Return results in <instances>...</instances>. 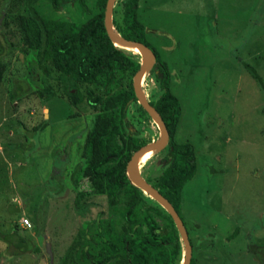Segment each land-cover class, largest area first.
Returning a JSON list of instances; mask_svg holds the SVG:
<instances>
[{
    "label": "rangeland",
    "instance_id": "374dc122",
    "mask_svg": "<svg viewBox=\"0 0 264 264\" xmlns=\"http://www.w3.org/2000/svg\"><path fill=\"white\" fill-rule=\"evenodd\" d=\"M65 1L59 12L44 0L34 7L42 18L75 23L95 11L93 0H85L90 14H82L75 0ZM119 2L114 0L111 10L116 20ZM23 3L0 0V62L5 66L0 82V232L31 239L32 249L13 254L0 241V264H60L73 242H84L96 231L91 221L106 218L104 196H84L80 211L73 206L77 191H90L82 178L74 189L71 177L83 166L82 147L95 114L84 102L69 105L52 68L48 83L54 96L48 101L38 96L42 74L17 26ZM137 13L147 42L169 67L170 88L180 102L174 140L192 145L195 154L196 172L179 205L190 258L195 264H259L256 257L264 260V89L243 64L264 82V0H139ZM129 53L141 59L139 52ZM141 82L142 96L153 102L160 92L147 71ZM17 85L24 86V93L14 92L10 100ZM138 106L130 102L126 116L148 144L157 139L158 127L146 113L139 114ZM163 155L151 152L136 165L150 185L163 168ZM147 202L158 205L150 197ZM11 206L19 211L9 213ZM24 218L30 229L20 227ZM83 232L85 238L79 236Z\"/></svg>",
    "mask_w": 264,
    "mask_h": 264
},
{
    "label": "trees",
    "instance_id": "16d2710c",
    "mask_svg": "<svg viewBox=\"0 0 264 264\" xmlns=\"http://www.w3.org/2000/svg\"><path fill=\"white\" fill-rule=\"evenodd\" d=\"M37 1L24 0L23 14L17 15V26L25 48L35 51L36 65L42 74L38 96L45 101L54 96L48 83L49 68H52L69 105L75 107L84 102L95 114L82 147L83 166L76 167L71 177L74 189L82 178L87 181L90 191L88 194L77 191L73 206L80 211L82 198L90 194L104 196L106 205V218L97 216L91 221L90 228L96 231L88 233L84 242H73L60 264H77L78 260L82 264H179V238L170 217L155 203L147 202L148 195L133 186L125 175L130 157L146 145L126 116L127 105L136 102L131 81L141 59L113 46L108 40L103 25L106 0H93L95 11L92 14L85 0H75L82 14H90L78 23L40 17L34 7ZM44 1L54 12H59L66 3L65 0ZM138 1L120 0V19L116 20V11H111V26L123 39L146 46L153 56L147 74L160 93L149 105L159 115L168 138L159 150L164 151L163 168L150 183L173 207L187 234L179 205L185 184L196 172L195 154L192 145L174 140L181 113L180 102L171 91L167 63L146 40L145 27L137 13ZM243 67L264 89V82L257 72L248 65L243 64ZM4 73L5 66L0 62V82ZM22 88L24 86H15L8 94L9 99L15 98L14 92L24 93ZM137 110L141 116H146L140 106ZM43 124L32 131L41 130ZM37 217L35 212V223ZM114 222L120 227L115 228ZM33 231L35 234L38 231L35 225ZM235 234L233 232L227 240H232ZM82 235L85 238L84 232L79 234ZM0 241L11 247L13 254L28 253L32 249L31 239L21 237L15 231L0 232ZM188 242L191 247L189 239ZM256 258L259 264H264V260ZM189 264H195L193 259L190 258Z\"/></svg>",
    "mask_w": 264,
    "mask_h": 264
},
{
    "label": "water",
    "instance_id": "95a60500",
    "mask_svg": "<svg viewBox=\"0 0 264 264\" xmlns=\"http://www.w3.org/2000/svg\"><path fill=\"white\" fill-rule=\"evenodd\" d=\"M114 0H106L105 7H104V16H103V25L105 29L106 36L110 43L115 47H136L141 54V64L139 65L138 70L132 77L131 85L132 90L134 93V97L136 99V103L143 109V111L149 116V118L152 120V122L158 127L159 135L157 139L151 143H148L138 149L133 155L130 157L129 161L127 162L125 166V175L129 182L135 186L137 189H139L143 194L148 195L150 198H152L164 211L165 213L170 217L176 232L178 234V238L182 243L183 247V262L182 264H189L190 261V245L187 239V234L184 230L182 221L178 217L177 213L174 211L173 207L167 202L166 199H164L150 184L145 182V180L139 175V173L136 170L135 167V160L140 155L146 153V152H154L159 151L166 145L167 141V132L165 130V127L159 117V115L156 113V111L149 105V103L145 100V98L142 96L140 92L139 87V79L141 75L148 71L149 68L152 65L153 62V56L150 52V50L136 42H131L123 39L120 37L115 31H113L111 26V10ZM19 211V208L17 206H11L8 208L9 213H16Z\"/></svg>",
    "mask_w": 264,
    "mask_h": 264
},
{
    "label": "bare ground",
    "instance_id": "6f19581e",
    "mask_svg": "<svg viewBox=\"0 0 264 264\" xmlns=\"http://www.w3.org/2000/svg\"><path fill=\"white\" fill-rule=\"evenodd\" d=\"M119 48H120L121 50H124V51H137V52H139L138 49H137L136 47H130V48H127V47H120V46H119ZM139 54H140V53H139ZM140 55H141V54H140ZM145 74H146V71L141 75V77H140V79H139V83L143 80ZM141 83H142V82H141ZM143 95H144V94H143ZM150 154H151V152L149 151V152H146V153L140 155L139 157H137L136 160H135V167H136V165L143 163L144 160H145V158H148Z\"/></svg>",
    "mask_w": 264,
    "mask_h": 264
},
{
    "label": "built area",
    "instance_id": "2783aa9c",
    "mask_svg": "<svg viewBox=\"0 0 264 264\" xmlns=\"http://www.w3.org/2000/svg\"><path fill=\"white\" fill-rule=\"evenodd\" d=\"M19 225L22 229H30V223L27 219H21V221L19 222Z\"/></svg>",
    "mask_w": 264,
    "mask_h": 264
},
{
    "label": "clouds",
    "instance_id": "9594fccd",
    "mask_svg": "<svg viewBox=\"0 0 264 264\" xmlns=\"http://www.w3.org/2000/svg\"><path fill=\"white\" fill-rule=\"evenodd\" d=\"M182 262H183V259H182Z\"/></svg>",
    "mask_w": 264,
    "mask_h": 264
}]
</instances>
